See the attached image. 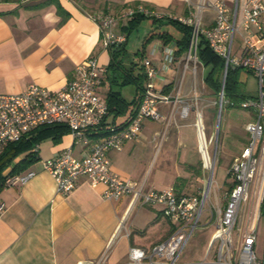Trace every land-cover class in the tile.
I'll return each instance as SVG.
<instances>
[{
  "label": "built area",
  "instance_id": "obj_1",
  "mask_svg": "<svg viewBox=\"0 0 264 264\" xmlns=\"http://www.w3.org/2000/svg\"><path fill=\"white\" fill-rule=\"evenodd\" d=\"M187 2V14L177 18L170 16L190 29L188 47L182 53L181 63L184 71L190 68L194 76L198 64H202L199 49L205 45L223 59L221 85L217 94L219 112L224 102L234 105L224 96L225 74L229 67L249 70L258 81V96L245 98L238 104L240 108L252 109L255 114L244 126L248 133L245 146L228 166V174L233 181L222 195L223 205L211 180L214 162H211L208 152L195 76L190 97L180 95V84L171 94L162 93V88L159 90L155 84L154 79L170 71L172 63L176 61L178 46L174 40L167 43L161 40L151 48L150 55L143 57L141 65L146 82L136 110L123 124L106 122L107 104L97 91L106 67L100 65L93 55L76 65L72 78L57 91H50L32 82L20 93L0 94V154L9 143L27 138L35 128L62 123L69 128L73 144L87 145L88 152L77 157L72 147L67 146L52 158L39 160L42 169L53 175L57 192H71L79 177L84 176L91 185H105L102 194L104 199L118 200L130 195L133 202L160 206L162 215L172 223L166 238L148 249L129 245L126 260L119 264H264L256 257L254 250L257 221L264 206V0H245L240 20L237 5L231 10L223 0ZM206 6L214 12L211 25L203 23V9ZM140 13L158 20L166 18L164 14L150 11L143 5L130 7L119 16L110 13L92 15L100 30L102 47L113 50L126 42V33L116 32L114 26L120 19H129ZM236 34L242 40L237 51L233 48ZM153 57L159 58L160 63L155 64ZM157 103L170 104V113L177 112L182 118L194 111L202 165L209 172L205 188L196 193H177L175 188L145 192L142 187H137L112 170L109 151L121 149L124 143L135 139L145 119H160L162 115L156 107ZM31 150L37 152L38 144ZM14 162L15 159L2 171V187L24 184L37 173V169L33 168L12 173ZM212 189L216 208L210 206V221L215 220V230L205 257L212 253L213 245L216 244L213 259L205 258L196 263L180 262L179 256L191 233L200 224ZM4 208L1 201L0 215ZM243 210H246L247 216L243 218L241 226L239 218ZM236 227L238 237L235 241L233 231ZM105 258L103 254L90 264H104Z\"/></svg>",
  "mask_w": 264,
  "mask_h": 264
},
{
  "label": "crops",
  "instance_id": "obj_2",
  "mask_svg": "<svg viewBox=\"0 0 264 264\" xmlns=\"http://www.w3.org/2000/svg\"><path fill=\"white\" fill-rule=\"evenodd\" d=\"M97 1H108V13L112 11L117 16L136 4L145 5L156 12L178 15L186 14L189 7L187 0ZM223 1L231 10L237 5L240 20L245 0L242 3L240 0ZM81 5L88 8L83 9ZM94 12H103L94 0H0V94L20 93L32 82L50 91H57L72 78L74 67L92 55L100 65L107 68L111 51L103 48L99 41L98 24L89 15ZM127 21L128 19H120L114 30L124 32L121 26H125ZM211 22L212 19L206 21L203 18L205 25H211ZM255 41L258 42L256 39ZM240 45L234 44L235 51ZM153 60L155 64L160 63L157 57H153ZM181 62L182 54L177 55L171 68L176 72L182 71L177 84L174 79L168 80L167 77L154 79L158 89L162 88V93H174L179 84V93L182 92L183 76L186 71L192 74V70L189 68L184 71ZM203 68L202 81L205 83L209 67ZM110 72L108 68L97 88L104 100L107 93L102 96L99 87L107 86L109 91L116 85L110 80ZM238 74L239 85L246 82L248 76H252L258 83L256 76L249 70H240ZM196 75L197 72L194 75L197 79ZM194 76L192 74V83L186 91L191 92ZM135 91L128 99L122 96L127 101H132L138 92ZM211 92L214 93L212 90ZM182 96L190 97L188 93ZM156 107L162 115L160 119H145L135 139L124 143L121 149L109 151L111 167L113 172L137 187H142L145 192L175 188L177 193H182L176 181L187 179L196 168L205 170L194 125V111L182 118L177 112L170 113V104L157 103ZM135 108L136 106L131 105L124 114L116 117L111 114L105 118L106 122L123 124L131 117ZM252 119H248L242 126L245 141L234 152L228 166L245 146L248 133L244 126ZM232 126L229 124L227 127L230 129ZM163 132L164 136L158 138V134L162 135ZM157 138L160 139L159 146L162 145L155 161H159V175L164 177L162 182L160 179L148 181L144 178ZM46 139L38 143L36 161L27 167L37 169V173L24 184L0 188V202L5 205L0 215V264H90L103 254L106 255L104 264H119L126 260L129 245L148 249L166 238L172 223L162 215L158 205L145 206L139 201L133 202L130 195L118 200L104 199L102 194L105 185H91L84 176L79 177L71 192H57L53 175L42 169L39 160L52 158L67 146L72 147L74 155L82 157L88 152V146L73 144L70 132L64 133L58 140ZM146 149H150L149 153L152 154L148 163L142 167ZM22 156L16 157L14 163ZM229 177L227 187L218 192L221 205L224 204L222 195L233 181ZM161 217L166 219L164 222L167 225L162 222ZM151 219L152 226L148 230L144 225H148Z\"/></svg>",
  "mask_w": 264,
  "mask_h": 264
},
{
  "label": "rangeland",
  "instance_id": "obj_3",
  "mask_svg": "<svg viewBox=\"0 0 264 264\" xmlns=\"http://www.w3.org/2000/svg\"><path fill=\"white\" fill-rule=\"evenodd\" d=\"M92 0H87V2H90ZM243 0H240V3H242ZM97 6V5H95ZM232 6V5H230ZM109 13H114V12H109ZM160 15L164 14L166 18L160 19V20H154L151 17H144L143 19L140 20L138 23V26L133 28L129 34L126 44V52H125V63H129L130 61H135V62H142L144 55H147L150 51V49L154 46H156L158 42V38H152L150 41L145 42L144 41L148 34L151 32H162V31H168L171 35L173 40L178 38L179 36L182 35V31L180 28H178V25H174L169 20H171L169 17H179L180 15L174 14V13H162L158 12ZM203 18L206 21L208 19H214V12L210 10L208 6H206L203 9ZM173 19V18H172ZM177 21V20H176ZM235 46L240 45L241 43V38L239 35L236 34L235 36ZM139 50H144V55L141 58L140 54L138 53ZM137 53V54H136ZM204 66L201 64H198V71H197V88L200 94V105L199 108L202 110L204 118V126L206 127V141L208 144V152L210 154L211 162H214V168H213V187L220 193L222 190L227 187V182H229L230 177L227 174V166L230 162V159L234 152L241 148L243 142L245 141V136H244V131H243V125L248 119L254 118V111L252 109H244L240 108L239 106H232L229 105L227 102H224L222 107H221V113L219 120H217V115L219 111V105H217V95L211 92L210 89L207 88L206 84L204 81H202V75L204 72ZM245 70V69H241ZM182 71L179 72L175 70H170L167 73H161L162 77H167L168 80H175V84L178 83L180 79ZM192 83V74L190 71H186L185 75L183 76V81H182V87L180 90L182 92L180 93L181 95L188 93V95H191L192 92L189 90L186 91L190 84ZM258 83H256L255 79L252 76H248L246 82L240 83L239 91L243 94H249L252 95L253 97H257L259 94V87ZM113 88L115 90H119L121 94L125 98H130V94H134L135 87L132 84H128L125 86H119V85H114ZM99 92L102 94V96H105V92L108 91L107 86H101L99 87ZM194 116V115H193ZM195 117V116H194ZM207 121V122H206ZM157 123V122H155ZM229 124H232V128H228L227 126ZM231 126V125H230ZM164 128V125H163ZM162 128V129H163ZM163 131V130H162ZM159 132L160 134L162 133ZM160 134H158V138H160ZM157 138L156 142V148L152 152L149 153V150L146 149L144 151L143 155V162L141 164L142 167L145 166V164L148 163V158L152 154L148 163L147 169H145L144 173V178L148 179V181H151L152 179H160L161 182L164 179V177H161L159 175V161H155L157 156V153L161 149V145L159 146L160 139ZM47 141H53L52 138L46 139ZM152 150V149H151ZM149 153V154H148ZM158 162V163H157ZM160 174H162L160 172ZM165 176V174H162ZM209 176L208 170H198L196 168L195 171L191 172L190 175H188L187 179H179L178 181V186L182 190L181 192H189V193H196L198 189H204L206 186V179ZM199 187V188H198ZM214 190H211L210 198L208 203L204 206V211L201 217L200 224L195 228L193 233H191V236L187 242V244L184 246L180 256L179 260L180 262L183 263H196L199 262L200 260L202 261L203 259L205 260H212L213 259V253L216 248V244L213 245L214 248L212 250V253L208 257L206 256V252L209 247V242L211 239L212 232L215 230V220L210 221V206L213 205L214 209L215 207V198L213 194ZM246 210H243L241 213V216L239 219L240 225L242 226L243 223V218H246ZM215 218H216V211H215ZM257 221V237H256V242L254 243V250L256 253V257L259 258L261 263H264V213L261 212L260 217H258ZM145 220V218H144ZM151 219L147 223L148 225L146 228L149 230L150 227L152 226V221ZM162 222L166 221L163 217H161ZM169 222V220H168ZM166 223V222H164ZM171 224V222H170ZM167 225V223H166ZM234 232V239L236 241V238L238 237V228L236 227Z\"/></svg>",
  "mask_w": 264,
  "mask_h": 264
},
{
  "label": "trees",
  "instance_id": "obj_4",
  "mask_svg": "<svg viewBox=\"0 0 264 264\" xmlns=\"http://www.w3.org/2000/svg\"><path fill=\"white\" fill-rule=\"evenodd\" d=\"M6 1V0H5ZM94 3H98V7L103 10V12H94L89 15H95L98 13H108L109 6L108 1L98 2L97 0H94ZM137 5L142 4H136L131 7H136ZM147 9H149L147 6L143 5ZM83 9H86L85 5H81ZM130 8V7H129ZM91 9V8H90ZM128 9V8H127ZM150 11H153L149 9ZM93 11V9H92ZM188 12V11H187ZM186 12V14H187ZM111 14V13H110ZM114 15V14H113ZM146 16L142 13L136 14L132 17H130L125 24V26H121L128 36L129 32L138 26V23L141 19ZM170 18V17H169ZM154 20H158L153 18ZM169 20L174 25H178V28L182 31V35L178 38L174 39L178 46V50H176V54L180 56L185 49L188 47L189 37L190 36V29L189 27L179 24L176 19ZM152 38H158L161 39L163 42L167 43L171 40H173L172 35L168 31H162V32H151L148 34V36L144 41L148 42ZM126 44L127 41L119 45L118 47L114 48L111 51V59L109 62V65L107 66L106 70L108 68L110 69L111 73V81L113 84L119 85V86H125L128 84H133L136 88L137 94L135 95L134 100L127 101L121 94L119 90H115L111 88L106 95V106H107V114L106 118L113 114L115 117L116 115L124 114L131 105L137 106L139 96L141 93V90H143L146 78L145 73L143 71L142 62H135L130 61L129 63H125V52H126ZM199 59L200 63H202L204 66L209 67V71L206 74L205 77V83L208 86L209 89H211L216 95L218 94V91L220 89L221 85V79H222V71L224 62L222 58H220L218 55H216L211 49H209L208 46L205 45L201 49H199ZM138 53L140 54V57L142 58L144 55V50H139ZM137 54V53H136ZM242 68L240 67H229L226 74H225V81H224V96L229 101L234 102V105L232 106H239V102L245 98H250L244 96L239 91V72ZM136 110V108H135ZM134 110V111H135ZM133 111V110H132ZM132 112V114L134 113ZM69 132V128L62 123H55L52 125H42L40 127L35 128L33 131H31V134L27 138H22L19 141L9 143L5 149H3V152L0 154V188H2V171L11 165L12 161L20 156L23 155L22 158L16 162L14 165L12 164L11 172H20L24 169H26L30 164L33 163V161H36V152H33L31 148L38 144L40 141L46 139V138H52L53 140H58L64 133Z\"/></svg>",
  "mask_w": 264,
  "mask_h": 264
},
{
  "label": "water",
  "instance_id": "obj_5",
  "mask_svg": "<svg viewBox=\"0 0 264 264\" xmlns=\"http://www.w3.org/2000/svg\"><path fill=\"white\" fill-rule=\"evenodd\" d=\"M217 115V120H219V117H220V112L218 111V114ZM262 213H264V206H262Z\"/></svg>",
  "mask_w": 264,
  "mask_h": 264
}]
</instances>
